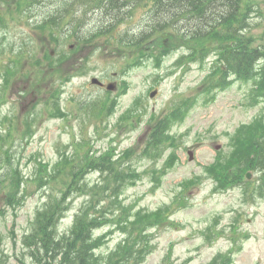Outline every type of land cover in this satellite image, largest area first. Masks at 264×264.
<instances>
[{"label":"rangeland","instance_id":"374dc122","mask_svg":"<svg viewBox=\"0 0 264 264\" xmlns=\"http://www.w3.org/2000/svg\"><path fill=\"white\" fill-rule=\"evenodd\" d=\"M71 1L0 0V264H39L28 236L61 196L59 234L81 209L100 218L101 263L129 234L139 242L133 264H264V169L253 170L262 161L255 146L264 148L257 74L223 72L218 41L175 30L133 46L130 33L149 30L144 7L114 24L120 38L103 33L106 19L95 11L58 35L49 18L67 19ZM242 3L253 45L264 44V0ZM92 77L117 89L91 85ZM83 160L82 177L67 174ZM226 167L240 185L220 178Z\"/></svg>","mask_w":264,"mask_h":264},{"label":"trees","instance_id":"16d2710c","mask_svg":"<svg viewBox=\"0 0 264 264\" xmlns=\"http://www.w3.org/2000/svg\"><path fill=\"white\" fill-rule=\"evenodd\" d=\"M87 2L91 7L101 9L107 23L103 29L104 34H111L114 24L123 21L124 16H128L131 10L150 3L147 15L149 30L130 33L129 39L133 46L171 27L182 38L218 41V50L224 63L223 72L228 71L237 78H248L253 73L256 62L262 60L258 89L264 96V44L254 46L253 39L246 33L248 27L244 12L246 5L242 0H87ZM176 22L178 25L174 27ZM116 37L120 38L114 33L110 36ZM160 140L161 138L158 139V143ZM255 151L257 158L262 161L260 163L257 160L253 168L259 167L260 164L264 166V148L255 146ZM82 163L86 167L68 169V174L82 177L83 172L89 167L86 160ZM220 178L228 180L232 186L241 184L235 175L231 176L229 167L222 171ZM79 182L81 190L85 189L83 180ZM112 193L116 195L117 191ZM67 199L61 196L47 202L38 213L33 232L28 236L31 256L39 264H49L50 261H53V264H133L138 252L132 255V250L139 247V242L129 234H126L116 250L105 257L104 262L99 261L97 249L101 238L95 239L92 233L98 226L100 218L91 214L89 210H81L76 214L69 232L59 236L56 225L66 210ZM126 223L121 224L124 233ZM219 259L220 264H225L226 257ZM217 262L218 259L214 264Z\"/></svg>","mask_w":264,"mask_h":264},{"label":"water","instance_id":"95a60500","mask_svg":"<svg viewBox=\"0 0 264 264\" xmlns=\"http://www.w3.org/2000/svg\"><path fill=\"white\" fill-rule=\"evenodd\" d=\"M96 82H97L96 79H92V83H96ZM107 88L110 89V90H112L113 89V86L110 84ZM155 93H156L155 91L152 92L150 94V97H153L155 95ZM189 157H190V159L192 158L190 153H189ZM249 177H250V175L247 174V178H249Z\"/></svg>","mask_w":264,"mask_h":264},{"label":"bare ground","instance_id":"6f19581e","mask_svg":"<svg viewBox=\"0 0 264 264\" xmlns=\"http://www.w3.org/2000/svg\"><path fill=\"white\" fill-rule=\"evenodd\" d=\"M177 23H178V22H176V23L174 24V27H177ZM168 29H169V30H174V29L171 28V27H169Z\"/></svg>","mask_w":264,"mask_h":264}]
</instances>
